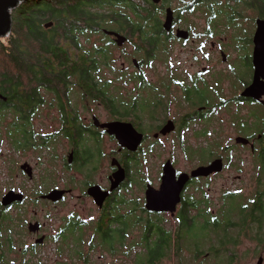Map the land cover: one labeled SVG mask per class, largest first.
I'll return each mask as SVG.
<instances>
[{"label":"flooded vegetation","instance_id":"flooded-vegetation-1","mask_svg":"<svg viewBox=\"0 0 264 264\" xmlns=\"http://www.w3.org/2000/svg\"><path fill=\"white\" fill-rule=\"evenodd\" d=\"M199 2L192 0V11L202 10L197 6ZM258 17L264 18L256 15L246 44L231 40L237 53L235 59L229 55L226 38H211L207 24L203 32L190 25L186 28L187 39H166L190 43L188 64L180 67L168 54L164 55L166 59L159 56L163 59L159 63L164 64H159L155 79L145 70L154 56L136 50L134 54L139 58L128 59L136 67L133 71L126 70L129 66L123 62L116 75L106 78L102 69L112 66V58L109 64L96 63V70L85 72L80 69L82 57L71 55L59 65L61 70L45 72V80L38 81L32 74L23 80V85L13 89L11 102L10 96L0 90V153L8 148L16 155V159H11L13 183L6 192L14 190L23 195L22 200L4 205L2 197L6 192L0 194V264H3L4 222L10 209L16 211V234L31 238L21 249L33 256L51 244L55 253L62 255L67 240H71L73 251L80 257L86 256L85 264H91L90 253L96 250L123 255L135 264H146V258L138 256L158 249V264L172 256L180 264L186 251L190 254L189 264H195L202 254H212L214 258L226 256V260H220V264H225L238 255L239 246L247 240L253 244V254L263 260L264 71L255 80L253 62ZM177 27L182 26L173 25L170 33L174 35ZM107 29L125 35L124 43L131 41L116 26ZM104 34L110 38L112 50L124 44L117 43L114 33ZM242 51L246 53L242 55ZM236 59L244 61V73L234 66ZM148 84L158 86L153 85L155 97L142 103L150 90ZM251 85L252 92L245 93ZM105 122L126 124L128 144L101 125ZM188 137L205 144L191 145ZM165 140L180 143L186 156L197 157V164L180 168L174 151H169L160 167L158 164L154 170L148 168V158L159 157ZM245 148L253 155L255 182L249 189L252 192L245 195L242 191H249L248 187L241 188L242 184L226 179L220 190L219 208L212 209V199L206 190L210 188L209 181L233 165L235 153ZM5 158L8 157H0V163ZM216 159L222 160L220 170L191 175L198 166L209 165ZM168 160L176 178L182 173L189 177L172 209H150L147 190L160 189ZM119 169H123L124 177L112 188ZM241 176L238 174L236 178ZM93 187L106 193L101 201L92 194ZM54 189L63 190L60 198L45 197ZM70 198L90 202L97 214L86 218L79 209L65 204ZM219 211L222 246L196 249L198 224L201 222L209 229ZM85 242L86 252L81 248Z\"/></svg>","mask_w":264,"mask_h":264},{"label":"trees","instance_id":"trees-1","mask_svg":"<svg viewBox=\"0 0 264 264\" xmlns=\"http://www.w3.org/2000/svg\"><path fill=\"white\" fill-rule=\"evenodd\" d=\"M184 2L182 8L174 9L173 25L189 28L188 14L194 6L190 0ZM166 4L171 6V0L22 1L12 9L10 34L0 37V90L10 96L11 102L13 89L23 85V80H28L31 74L38 81L45 80V72L61 70L59 65L65 63L66 56L80 55L83 62L80 69L85 72L96 70V63L109 64L112 45L103 40L93 43L91 37L97 33L104 34L102 29L113 25L129 35L135 50H144L148 56L154 51L158 54L157 50L163 45L161 40L173 36L162 26ZM197 6L206 9L204 15L210 33L227 31L232 41L242 40V33H247L242 22L247 17V10L264 16V0H201ZM71 61L76 62L75 59ZM219 215L220 211L209 229L203 223L200 225L204 234L196 230V249L222 246L223 228ZM207 229L211 234L206 235ZM78 241L81 242L80 239ZM138 257L146 258V264H158L159 249ZM6 258L4 250L3 264H11Z\"/></svg>","mask_w":264,"mask_h":264},{"label":"rangeland","instance_id":"rangeland-1","mask_svg":"<svg viewBox=\"0 0 264 264\" xmlns=\"http://www.w3.org/2000/svg\"><path fill=\"white\" fill-rule=\"evenodd\" d=\"M171 3H172L171 7L173 9H175V7L182 8L185 5L184 0H171ZM205 10H206L205 8L202 9L201 11L195 10V11L189 12L188 14L189 15L188 22L190 25H193L196 27L197 32L198 31L203 32L206 27L207 21H206V15H204ZM164 15L165 13L163 14V19H164ZM246 15L247 17L243 19L242 22H243V26L247 29V33H242V37H243L242 40H236L237 42H233V43H236V44L238 43L240 45L246 44L245 42L248 40L249 35H250L249 32L252 33L254 29L253 23L257 15L256 12L254 10H247ZM175 26H180V25L175 24ZM223 37L228 40L227 48L229 51V55L231 56L232 59H235L237 53L234 49V44H232L231 39L229 38L227 34V31L225 33L222 32V34L211 35V38L213 39H220ZM177 38L178 37H176V35L174 34L169 39L172 40V39H177ZM91 39L93 43H100L102 40L103 41L110 40V38L106 34H100V33L93 34ZM162 41H163V45L159 47V49H161L163 52L162 51L159 52V50H157L158 54H155L156 51H154L151 57H153L154 55H157V56H154L153 58H151V64H149L148 67H145V70L149 72V76L154 77V79L158 75L159 64L161 65L164 64V63H159V59H162V58H159V56H164L168 54L169 59L173 61V63L178 64V66L180 67L182 65H187L189 62L188 50L190 47V43H187V42L181 43V42H178V40L174 42H167L166 39ZM135 51L136 50H135V45L133 41L126 42L122 46L113 47L112 60H111L112 66L103 67L102 70H103L104 76L108 78V77H112L116 75L115 73L121 70V66L123 62H126L125 65L129 66L126 68V70L128 69L132 71L135 70L136 67L134 66V64H131V62L128 61V59L132 60L133 57L139 58V55L137 53L134 54ZM245 53H246L245 51H242L241 54L244 55ZM164 58L166 59V56H164ZM241 63L237 61L236 59L234 62V66L238 67V69H241L242 73H244V67H242L244 61L243 62L241 61ZM153 85H155V87H158L156 84H148L147 86L149 87L150 90L147 93L146 97H144L145 99L141 101L142 103L150 102V100H152L155 97L154 95L156 93V90L154 89L155 87ZM151 86L152 88H150ZM102 116L103 117L105 116V112H103ZM11 117H12L11 114L10 116L8 115L7 116V118H9L8 120H10ZM218 126H217V130L220 129V127ZM228 127H231V126H228ZM165 141L166 142H164V144L160 146L162 153L159 154V157H154L153 155H151L150 156L151 158H148V161L146 163L148 168H151L154 170L158 167V164L160 167L162 162L165 160L164 158L168 155L169 151H172V153L174 151L176 165L180 168H188L191 166H195L197 164L198 162L197 157L193 156L192 154L189 155L190 157L186 156L183 149L181 148L180 143L177 144L175 142H169L167 140ZM188 141H189V144L194 145V146L200 145L201 143H203L202 145L205 144L204 142L194 140L193 138L191 139L189 138ZM2 152L3 153H0V157L6 156L8 158H5L4 161L0 163V164H3V166H0V194L6 192V188L8 187V185L13 183L14 176L11 172L12 167H13V161L11 159L12 158L16 159V155L12 154L10 149L3 148ZM234 156L235 157L232 160L233 165H230V167H228L222 175L212 178L208 184L210 188L206 187V190L212 199V203H213L212 209L215 208L218 210L219 208L218 204H219L220 194H221L220 190L222 187V183L225 182L226 179L228 182L234 181V182H237L238 184H242L243 186H241V188L248 187L247 190L252 189L254 187L255 181L253 179L254 175L252 173L254 162H253V155L250 153V150L246 148L241 149L237 153H235ZM36 160H39L38 157H36ZM238 174L242 175L240 179L236 178ZM244 190L242 191V193L245 195H248V193L252 192L250 190L249 191H244ZM66 202L67 203L65 204H67L69 207L73 205L75 209H79L81 213L85 214L86 218H89L97 214L95 208L92 206L90 202H87V201H85L84 203L77 202L75 198L67 199ZM15 213L16 211L14 209H10L8 211L7 219L4 222L3 252L4 250L6 251V257H7L6 259L8 263H11V264H64V263L65 264H85V260L83 259V257L85 258L86 256L80 257L79 255H77L75 251H73L72 248H74V245H71V240H67L68 244L67 246L65 245V250L62 255L55 253L53 249V244L49 246L46 245L47 247L44 246L40 248V250L34 256L32 254L30 255L29 252L24 253L21 247L26 246V243L31 241V238L24 237V236L22 238L16 234L15 230L17 229V221H16ZM201 224L202 223L200 222L198 226ZM197 229L200 234H204L202 233L200 228H197ZM205 233L206 235H209L211 234V231H205ZM87 247H88V244L85 242L81 248L83 249L84 252H86ZM207 247L209 246H205V248ZM239 248L240 250L238 252V255H233L232 260L229 262L225 261L227 264H259L258 263L259 255L253 254L252 252L253 244L251 241L246 240L245 242L241 243ZM246 250H249V252H246ZM89 257H90L91 264H127V263L135 264L134 261H132V259L125 260V257L123 255L113 256L109 254L108 252L102 253L100 250L91 252ZM182 258L184 259V261L181 262L180 264H189L190 254L187 251L183 253ZM177 259L178 258H175L174 256H172L167 259H164L161 264H176ZM221 259L226 260V256H219L218 258H214L212 254L211 255L202 254L201 256L196 258L195 264H220ZM260 264H264V259L262 260Z\"/></svg>","mask_w":264,"mask_h":264},{"label":"water","instance_id":"water-1","mask_svg":"<svg viewBox=\"0 0 264 264\" xmlns=\"http://www.w3.org/2000/svg\"><path fill=\"white\" fill-rule=\"evenodd\" d=\"M24 0H0V37L8 36L11 32L12 18L11 10L18 6ZM154 2H159L160 0H153ZM174 9L171 6L165 8V15L162 22V26L166 31H171L174 24ZM103 31L107 34L114 33L116 35V40L118 44H123L127 37L121 35L118 32L112 31L110 29L104 28ZM175 35L178 38L187 39L189 37V32L186 28L177 27L175 29ZM254 49H253V62L255 65V80L264 71V18L258 17L256 19V29L253 36ZM136 65H138L137 60L133 59ZM253 85L249 86L245 93H251ZM108 128L109 132H115L119 140L124 144H128V131L127 125L118 122H105L101 124ZM136 141V140H134ZM246 142V140H244ZM135 143V142H134ZM222 168V160L216 159L209 165H201L195 168L192 172V176L197 175H207L214 170H220ZM116 180L112 184L114 188L119 181L124 177L123 169H119L116 174ZM189 177V174L182 173L178 178L175 176V170L170 160L165 163L164 175L162 177V183L160 189L150 188L147 190V207L150 209L161 210V209H172L179 199V192L182 186L185 184ZM63 190L54 189L50 191L45 197L51 199H58L61 197ZM92 194L101 201L105 192L100 191L99 187H93ZM22 193L15 192L14 190H8L2 197V203L4 205L10 204L15 200H22ZM262 259H259L261 263Z\"/></svg>","mask_w":264,"mask_h":264}]
</instances>
